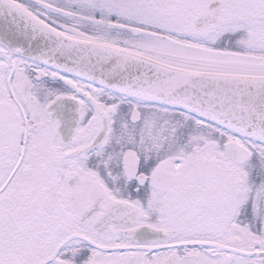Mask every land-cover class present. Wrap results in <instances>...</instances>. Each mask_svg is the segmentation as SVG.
<instances>
[{"label": "snow or ice", "instance_id": "6c2138e0", "mask_svg": "<svg viewBox=\"0 0 264 264\" xmlns=\"http://www.w3.org/2000/svg\"><path fill=\"white\" fill-rule=\"evenodd\" d=\"M0 264H264V0H0Z\"/></svg>", "mask_w": 264, "mask_h": 264}]
</instances>
